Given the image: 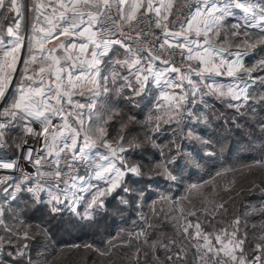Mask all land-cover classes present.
<instances>
[{
  "label": "snow or ice",
  "instance_id": "snow-or-ice-1",
  "mask_svg": "<svg viewBox=\"0 0 264 264\" xmlns=\"http://www.w3.org/2000/svg\"><path fill=\"white\" fill-rule=\"evenodd\" d=\"M257 109L264 0H0V264H66L47 244L33 259L50 239L34 219L93 221L112 199L137 218L70 246L93 264H264ZM214 120L258 130V158L148 202L152 180L180 181L185 142L224 151L190 126Z\"/></svg>",
  "mask_w": 264,
  "mask_h": 264
},
{
  "label": "trees",
  "instance_id": "trees-1",
  "mask_svg": "<svg viewBox=\"0 0 264 264\" xmlns=\"http://www.w3.org/2000/svg\"><path fill=\"white\" fill-rule=\"evenodd\" d=\"M147 109H145V112ZM260 116H264V112L257 109ZM226 116L229 118H235V113L225 110ZM142 118V117H141ZM236 123L243 124L244 121L236 119ZM192 127L198 125L200 129L208 136L216 138L217 136L223 137L225 142V148L222 153H218L215 157H208L204 151L198 149L193 143L187 145L184 143V151L191 153V159L185 161L182 165V170L179 173L180 181L178 183H168L163 180H152L151 188L147 191L148 202L155 199L159 192H166L172 190V186L176 187V194L183 192V188L188 183H195L201 180L207 179L214 172L223 168L224 166H233L240 164H248L257 159L259 153V131L252 132L247 128H236L232 123H224L223 121H213L212 126H206L203 124L191 123ZM218 125V126H217ZM199 164L196 167L195 164ZM135 179V178H133ZM146 181H141L134 187H144ZM69 213L66 212L62 216L56 219H63L64 222L69 223L72 228H76V233L70 231V237H66L62 232L59 225H52L51 219L48 216L40 223L43 227L48 229L49 240H41L38 238L32 245L31 255L33 259H37V252L43 250V245H48V252L51 253L54 250L67 248L77 243L83 245L86 243H92L95 245H101L103 241L111 238L115 235L119 229L130 227L132 221L136 217L135 205L122 206L118 200L112 199L108 202L106 210H102L93 221H87V226L77 222L74 218L66 219ZM38 220L40 219L37 217ZM36 218V219H37ZM41 220V219H40ZM35 224V223H34ZM58 240L64 241L65 245L57 242ZM66 252V264H79L80 257H74L71 253H82L84 250L81 248L77 251L65 250ZM83 264H93L96 257L87 254L84 255Z\"/></svg>",
  "mask_w": 264,
  "mask_h": 264
},
{
  "label": "rangeland",
  "instance_id": "rangeland-1",
  "mask_svg": "<svg viewBox=\"0 0 264 264\" xmlns=\"http://www.w3.org/2000/svg\"><path fill=\"white\" fill-rule=\"evenodd\" d=\"M192 123H195V122H192ZM192 125V124H191ZM190 125V126H191ZM192 127V126H191ZM198 134H200V135H202V136H205V137H207V135L203 132V130L202 129H200L199 128V126L198 125H196V126H193L192 127ZM262 143V140H259V146H260V144ZM186 144L187 145H189V144H191V143H188V142H186ZM198 149H201V147L199 146V145H197V144H194ZM201 151H203L202 149H201ZM258 158V157H257ZM254 162V161H253ZM252 163V162H251ZM242 165H244V164H240V165H233V166H231V165H229V166H224L223 168H227V167H240V166H242ZM223 168H221V169H219V170H222ZM218 170V171H219ZM215 175V172L212 174V175H210L207 179H205V180H208V179H211L212 178V176H214ZM256 175L257 176H260L261 174L260 173H256ZM200 182V181H199ZM176 187L175 186H172V190H170V192H171V194H173V195H177L176 194ZM167 192H169V191H166V192H159V194L160 193H167ZM182 193V192H181ZM180 193V194H181ZM179 195V194H178ZM243 199L245 200V201H251L252 203H257L258 202V200H259V194L258 193H256V194H251V193H249L248 195H246V196H244L243 197ZM240 205H239V203L237 204V207H239ZM46 216L47 215H44L43 217H40V216H38L40 219L38 220V218L37 219H34V221H33V223H35V224H41L40 222L41 221H43L45 218H46ZM70 218H74L77 222H79V223H81V224H83L84 226H87L88 224H87V221H82V220H80L79 218H77V217H75V216H73L71 213H69V215L68 216H66V219L65 220H68V219H70ZM47 220L48 221H50V223L52 224V225H59V227H61V230H62V232H64V234H65V236L66 237H70V231L72 232V233H76V230H77V227L76 228H72V226L71 225H69V223H66V222H64L63 221V219L61 218V219H48L47 218ZM57 242H59V243H61V244H63V245H65V243H64V241H61V240H58ZM74 244H77V243H74ZM73 244V245H74ZM62 249H64V250H71V252L72 251H77V250H72L70 247H65V248H62ZM72 255H74V257H80V259H81V261H79L80 263L79 264H83L82 263V261H83V259L85 258V256L84 255H87L85 252H82V253H77V252H75V253H71Z\"/></svg>",
  "mask_w": 264,
  "mask_h": 264
},
{
  "label": "built area",
  "instance_id": "built-area-1",
  "mask_svg": "<svg viewBox=\"0 0 264 264\" xmlns=\"http://www.w3.org/2000/svg\"><path fill=\"white\" fill-rule=\"evenodd\" d=\"M66 213V212H65ZM64 214V213H63Z\"/></svg>",
  "mask_w": 264,
  "mask_h": 264
}]
</instances>
